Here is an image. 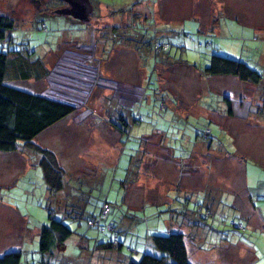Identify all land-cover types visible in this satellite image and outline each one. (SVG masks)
Instances as JSON below:
<instances>
[{"label": "rangeland", "instance_id": "374dc122", "mask_svg": "<svg viewBox=\"0 0 264 264\" xmlns=\"http://www.w3.org/2000/svg\"><path fill=\"white\" fill-rule=\"evenodd\" d=\"M38 1L35 3L31 0H0V14L15 21L13 30L8 33L5 40L4 50H7V47L14 51L31 49L34 51L32 57L43 59L49 69L48 76L40 81L19 80L11 84L21 90L31 93L40 92L50 98L76 106L70 116L81 119V122L72 120L70 123L75 125L73 122H80L76 126L83 127V137L91 128V120L104 116V108L100 104L103 97L110 98L114 96L113 94L119 97L129 92L127 87L133 85L146 89L143 102H137L136 107L137 117L142 119L139 125L145 126L151 122L148 117L146 118L148 112H158L157 109L161 108L162 114H165L168 110L166 117L162 115V118L159 117L160 130L166 132V142L175 156L182 150L180 145L184 143L188 146L187 136L190 134L193 137L191 126L194 124L191 117L201 116L211 119L223 129V132L220 129L221 134L216 125L207 126L214 135L219 134L220 141L217 143L220 150L216 147L215 150L207 151L203 142L198 139L199 143L195 144L193 153L180 162L172 159L170 151L159 144L161 137L159 133L144 136L148 140L145 147V153L148 155L144 156L143 161H140L141 155L137 152V148H134L135 151L122 156L116 169H111L107 163L101 162L96 176L88 175L92 173V158L96 154L89 145L95 144V141L74 142V147L65 156L66 169L72 177H76L77 173L82 175V177L77 176L76 181L82 182L81 179L86 176L88 185L76 187L74 184L73 187L66 188L64 197H66L67 213L64 214L61 208L60 213L55 212V216L64 220L70 229L74 228L78 232L70 239H78L81 232L89 238V246L85 248L88 249L86 251L72 244L65 251V255L69 257H65L62 264H128L132 260H138L146 252L155 253L148 236L166 235L167 232L163 230L171 224L175 227L172 232L184 233L188 243L191 238L194 240L192 244H187L189 261L192 264H264V226L262 225L264 224V159L257 158L259 152H264V0H190L193 4L199 1L201 4L199 9L202 4L212 7L209 12L200 9L197 13L209 19L215 13L218 15L217 24L215 25L216 22L213 21L211 32L206 33L204 28L202 36H199L198 32V19L191 17L189 13H177L179 10L176 8L184 10L186 8L184 4L189 0L171 2L161 0L164 5L167 2L164 14L162 8L160 9V0L156 4H153L155 0H90L93 8L87 22H81L69 15L58 14L57 11H60L61 7L62 9L69 7L64 0ZM194 11L195 9L193 15ZM171 13L174 15L173 19L169 17ZM181 13L184 15L182 16ZM232 13H236L238 18L231 17ZM128 21L134 24L145 21L146 24L143 26H146V29H157L155 36L161 33L159 31H165L160 39L168 43V52L155 53L152 45L140 49L143 47L142 42L146 40V38L142 40V37H146L142 35L144 33L138 34L134 29L119 28V32L115 35L107 26L108 24L120 26ZM41 22L46 25V30L40 28ZM254 23L255 26H252L251 24ZM125 35L130 38L126 52L121 51L119 49L121 46L118 45ZM204 36L210 43L209 48L198 47V41L204 39ZM108 53L112 54L110 59H101L103 54L108 55ZM214 53L241 60L260 73L262 80L258 85L221 81L218 79L220 77L214 78L208 75L202 76L203 83L211 88L208 91L210 93L208 98L213 105L217 102L214 95L219 94L218 91L226 95L247 96L253 99H251L250 114L245 119L242 118L244 120L224 118L223 114L212 113L199 107L197 105L199 100L195 97L187 98L188 93L185 91L186 98L183 97L186 100L179 101L178 106L175 107L176 114L181 116L174 118L176 114L172 116L174 113L172 108H164L171 107L169 104L174 97L170 92L160 97V86L166 84L167 80L172 81L174 68L177 71L183 67L173 65L174 68H171L163 63V58L174 63L177 58L186 59L191 64L199 65L198 68L201 69L208 64V59ZM106 66L110 67L109 75L103 73L106 72ZM123 82H129L130 86ZM182 82L195 83V79L185 77ZM136 90V96L133 94L125 104L128 105L139 97L140 91ZM174 92L175 97L179 98L176 95L179 94L178 91ZM201 92H203L202 88ZM94 103L96 106H93ZM216 104L215 107L224 110L223 104L219 105L218 102ZM109 105L112 110L109 115L115 118L119 126L124 120L128 121L123 117L124 120H120L119 116L125 115V112H120V106L112 103ZM187 113L191 117L184 122L180 117L186 116ZM170 116L172 118H169ZM253 123L257 125L254 134L246 133L243 140L236 141L235 137L239 131L244 130L246 126L254 125ZM105 125L100 123L101 127ZM130 125L133 123L128 122L129 127ZM195 127L199 129L201 126L198 123ZM105 131L111 136L108 130ZM186 132L189 134L186 135ZM173 134L179 137L176 141L170 140ZM117 137L116 135V139ZM58 138V129H54L49 134L37 136L35 143L56 150L60 149ZM121 141L123 143L127 139L124 137ZM130 142L139 145L138 138L129 139L128 143ZM238 144L243 148H238ZM17 151L0 152V257L5 253L21 251L20 264H55L56 259L50 258L51 254H41L38 251L39 236L35 232L36 228H40L48 221L46 198L51 194H46L45 186L40 179H37L39 170L35 168L28 170L33 161L32 154L19 150L17 156ZM242 151L245 153L242 166L245 172V187L256 207L255 216L252 219L248 218L250 219L248 222L240 219L241 217H238L234 210L226 209L240 199L236 185L233 187L235 177L229 174L230 171L225 167L228 166L230 170L232 162L235 161L232 159L227 161L226 157H237ZM60 155L59 153V157ZM114 157L109 149L106 154L107 160L111 162ZM140 162H142L139 170L140 183L138 180L134 184H129L135 179L134 172L137 171L136 166ZM235 168L236 176L242 173L237 164ZM242 180L243 177H240L237 183ZM175 184H179L184 189L194 188L197 194L198 191L205 193L210 191L215 201H218V197L222 198L220 208L217 211L216 208H211V215L199 227L193 228L191 224L181 223L182 217L174 216L170 211L178 210L181 203L156 204L165 199L164 192L175 188ZM235 196L236 200H234ZM169 197L175 200L174 195L169 194ZM125 198L130 199L133 205L125 202ZM103 201L109 203L111 220L122 218L123 223L127 224L123 230H119V242L122 245L120 249L93 248V235L96 232L86 226L85 218L90 214L98 213ZM145 201L155 205L143 206ZM184 202L182 205H185L188 216L199 220L196 210L198 205L204 206L202 201L194 199ZM72 209L74 212L69 214ZM232 222L242 223L244 227L238 225L237 228L244 232H239L231 226ZM100 235L107 236V232ZM128 244L131 250L127 249ZM198 247H201V250ZM64 249L63 246H59L52 254L63 258Z\"/></svg>", "mask_w": 264, "mask_h": 264}, {"label": "trees", "instance_id": "16d2710c", "mask_svg": "<svg viewBox=\"0 0 264 264\" xmlns=\"http://www.w3.org/2000/svg\"><path fill=\"white\" fill-rule=\"evenodd\" d=\"M89 3L91 8H93L90 0ZM14 26V20L6 15L0 14V152L7 153L21 150L29 151L36 155V167L37 170H39L38 173L40 180L43 182L44 186H46L47 190L50 191V194H56L63 191L65 188L66 172L60 166L54 152L41 145H37L35 143V139L47 128L71 115L76 109V106L74 107L71 103L50 98L40 92L31 93L21 90L11 84L15 81L18 82L19 80H34L35 82L40 81L49 74V69L44 64L43 59L33 58L32 55L34 51L31 49L14 51L9 50L7 47V50H4L7 35L11 30H13ZM40 28L44 30L47 29L46 25L42 22L40 24ZM119 28L121 27L112 26L110 27V30L116 35L119 32ZM129 28L134 29L138 34L144 33L142 34L146 36L142 37V40L146 38L145 42H142L144 47L152 45V49L155 53L167 51L168 43L163 42L160 39L162 36H155L157 31L156 28L152 30L149 28L146 29V26H143L140 22L138 24H134L133 22ZM198 32L199 36L204 35L201 30ZM1 43L4 44V46H2ZM198 47H210V43L207 42L206 37L198 41ZM175 63L189 64L188 60L181 58H177ZM207 63L208 64L203 66L201 69L198 68L199 65H191L193 67H197L199 72L211 77L229 76L236 78L241 83L251 85H258L262 80L258 71L253 70L245 62L233 57L214 53L210 56ZM220 98L225 108V114L229 117L246 118L251 112L252 100L248 97L223 94ZM135 110L136 109H132L130 111V121L133 125H139L138 123H140L142 119L138 118L139 116L137 117ZM157 110L158 112L154 111L156 115L155 117L151 116L150 112L147 113V115H150L147 117L150 119V124L153 125L155 129H161L159 117L162 118L161 113L163 109L160 108V110ZM119 117L122 121L125 119L123 115H120ZM122 117L124 119H122ZM112 118L115 119L114 117ZM124 121L120 124V126L116 121L115 123L117 126L123 127V130H125L126 121ZM204 123L205 124L200 125L201 127H199V129L194 127V125L198 126V123H194V125L191 126L193 129L192 139H200L203 144L210 149L215 150L216 147L219 149L220 146L217 143L220 141L219 134L215 133L214 135L213 131L207 129V126L212 124L210 121H205ZM219 132L222 134L220 129ZM187 133L189 134V132H186L185 134ZM174 137L175 141L179 138L176 134ZM130 144L134 145L132 147L135 149L137 148L138 150L139 145L133 144V142H130ZM214 144L217 146H214ZM182 145H184V143ZM182 145L179 147H182ZM46 204V209L48 210V221L40 226V230L38 232V251L41 254H52L58 250L59 246H64L65 241L69 240L78 232L74 230V228L73 230L70 229L64 220L55 216L56 209L53 208V204L51 202ZM104 204L109 206L107 201H103L98 209V213L90 214L87 218H85L86 226L89 229H93L97 234L96 236L100 235V233L107 232L106 239H98L97 237H95L96 239L94 238L93 248L95 250H99L101 248L120 249L122 245L119 242V228L109 217L111 209H109L105 217H102L101 215ZM71 211L72 212L69 214L74 212L73 209ZM65 212L67 213V209ZM196 213L199 218L196 222L198 224H202V222L211 215L212 210L210 207L198 205ZM90 220H97L98 222L97 224L89 225L88 222ZM238 225L244 227L242 223L235 222H232L231 226L235 227L239 232H244L237 228ZM163 231L167 232V234H150V236H148L150 244L156 251L155 253L146 252L142 254L138 260H132L128 264H192L189 261L185 235L181 232L169 231L168 229H164ZM80 234L82 237H85L83 233L80 232ZM128 248L130 249L129 244L127 245V249ZM21 255V251L5 253L0 257V264H20ZM55 264H57L56 261Z\"/></svg>", "mask_w": 264, "mask_h": 264}, {"label": "crops", "instance_id": "0c3cea01", "mask_svg": "<svg viewBox=\"0 0 264 264\" xmlns=\"http://www.w3.org/2000/svg\"><path fill=\"white\" fill-rule=\"evenodd\" d=\"M140 1H143V0H140ZM164 1L171 2L173 0H164ZM157 2H158V0H155V2L153 4H156ZM167 2H165V5H164V4L161 3V0L159 1V3H161L160 4V9L162 8L161 11H162L163 14L166 11L165 10V6H166ZM195 4H193L192 1L189 0L187 2V4H184V6H186V8L184 10H183V8H179V7L176 8V9L179 10L177 13L185 12V14H188V13L191 14V17L194 16L196 19H198V21H199V25H198L199 30H201L204 33L203 29L205 28L206 33L207 32H211V30H212L211 27L214 25L213 21L216 22L215 25L217 24L218 15L215 13L214 15L211 16V19H209V17H205V15L203 16V15L197 13V11L202 9V10H205V12L206 11L209 12V11H211L212 7H210V5L202 4L203 6L199 9V6L201 5L200 2L197 1V2H195ZM197 4H199V5H197ZM176 9H175V11H176ZM194 9H195V11H194V15H193V10ZM181 15L183 16L184 13L183 14L181 13ZM230 16L231 17L234 16L235 18H238L236 13H232ZM167 17H168V15H167ZM169 17L173 19L174 18L173 13H171L169 15ZM169 17H168V19H169ZM152 18H154V17H152ZM181 20H183V18H181ZM207 20H208V22H207ZM207 23H208V26H207ZM131 24H133V23H131L130 21H128L127 23L124 22V24L120 25V27L123 28L124 30L125 29H130L129 26H131ZM142 24H146L145 21ZM246 24L248 25L249 23H246ZM251 25L255 26V23L251 24ZM107 26L110 28L113 25H109L108 24ZM214 30H215V28L213 29V31ZM159 32H161L160 34H157V36H159V37H161L163 34L166 33L165 31H159ZM128 38L129 37L125 35V36H123V40L118 43V45L121 46V47L118 46L119 49H121V51H125V52L127 51L126 48H128V46H129V43H128L129 39ZM140 49H145V47L143 46ZM146 49H148V48H146ZM111 55L112 54L109 55V53H108V55H104L103 54L101 56V59L102 58L103 59H106V58L110 59ZM121 57H123V56H121ZM105 63H106V61H105ZM163 63H166L167 66L169 65L171 68H174L173 65H175L176 67L177 66L183 67V68H179V70H181V72L179 70L176 71L175 68H174L173 70L175 72L173 73V75H171V80L172 81L169 82V80H167L166 84L164 83L163 85L160 86V92H161L160 93V97L165 96L164 94L167 95V92L172 93V95L174 97V99H172V102L169 104V106H171V107H168V106L164 107V108H172V110L174 112L172 116H174L176 114V112H177V109L175 107L178 106L179 101L180 102H184L186 100V99L184 100V97L186 98V94L184 96V92L187 91V93H188L187 98H189V99L193 98V97L197 98L199 100V102L197 104V105H199V107L207 109L209 112H212V113H216L217 112V113L223 114L224 118L226 117V118L229 119V116H227L225 114V108H224V110H222L221 108L215 107L213 105L212 101L208 98L210 96V93L208 91L211 90V88L203 83L204 80L202 78V76L206 77V75H204L203 73L199 72L197 67H193L192 65H194V64H192V65H191V63H189L187 65L186 64H177V63H174L172 61H165L164 58H163ZM106 67H107L106 72H103V73H104V75H107L106 73H108V75H109L110 67H108V66H106ZM178 72H179L180 75L178 74ZM185 77H189L191 79H195V83H184V82H182V79L185 78ZM219 77L220 78H218V77H214V78H218L221 81H232V82L236 81V83H241L236 78H233V77H229V76H227V77L219 76ZM176 81H178V82H176ZM123 83L128 84V85L130 84L129 82H123ZM135 88L140 91L139 97L136 100L131 101L128 105L125 104V102L128 101V98L130 99V97L133 96V94H134V96H136L135 95V90H136ZM201 88H202L203 92H201ZM127 89H129V92H127L124 95H120L119 97L116 96L115 94H113L114 96H111L110 98H108V97L106 98V97H103V93L101 94L103 99L101 100L100 104L102 105V108H104V112H105L104 116L101 115V116H98L96 119L93 118L91 120V128L88 129L87 134L85 135V137H83V133H84L83 127L82 126H76V125H78L77 123L81 122V119L74 118L73 116L71 118L70 115L65 117V118H63L62 120H60L59 122L55 123L54 125L50 126L45 131H43L42 133H40L38 135V137H39L40 135H43L45 133L49 134L54 129H58V137H59L58 138V142L60 144V149L53 150V149H49L48 147H45V148L51 150L52 152H54V154L56 155V157H57V159L59 161L60 166L66 172V184H65V188L63 189V191H60L59 193H56V194H51L50 195L51 199H50L49 196H47V198H46L47 203L51 202L53 204L52 205L53 208L56 209L57 213H60L61 208H63L62 211L65 214V210L67 208V204H66V197H64V192H65L66 188H68L69 186L73 187L74 184H75L76 187H80L81 185H84V184L88 185V182H87V180L85 178L86 176H84L83 179H81L82 182L76 181L77 180V176L82 177V175L80 173L79 174L77 173L76 177H72L69 174L68 169H66L67 161L65 160V156L68 155L70 149L72 147H74V145H73L74 142H77V140L78 141L79 140H83V141L93 140V141H95V144H93V145H89L87 143L90 146V149L93 150V152L96 151L95 156L92 158L93 159L92 171H91L92 173H88V175H93V176H96V174H97V172L99 170V167L101 165V162L107 163L108 166H111V169H116L119 166V160L122 158V156L125 155L126 153H132L135 150L132 147L134 145H131V144L128 143L129 142L128 139H132V138H134V139L138 138L139 139V148H138L137 152L140 153V155H141L140 161H143L145 159L146 155H148V153H145V147L147 146L148 140H147V138H144V136H148V135L154 134V133H157V134L159 133L161 135V137L159 138V141H160L159 144L161 146H164L165 148H167V150H169L170 153H171L170 157L172 159L176 160L177 162L178 161L180 162V161H182L184 159H187L186 156L191 155L193 153L194 146L198 142V140L197 139H192V137L190 135L187 136V139H186L188 141V146L182 145L183 148H182L181 152L177 156H175L174 152H172L171 148L169 147L168 143L166 142V138H165L166 132H163L160 129H155V127L153 125H151L150 123L146 124L145 126H142V124H141V125H131L129 127L128 126V122L131 123V121H130L131 112L130 111L132 109H136L137 102H139V103L143 102V99L146 96V89L143 88L142 86H137V85H133L131 87H127ZM215 89L217 90V86H215ZM174 91H178L179 94H176V95H178L179 98L175 97V92ZM218 93L219 94H215L214 97L216 98L215 100L220 105V104H223V102H222V100L220 98L223 94L220 91H218ZM248 98L252 99L251 97H248ZM217 102H215V103H217ZM110 103H112L115 106H120L121 107L120 112L121 111L125 112L124 117L127 118V120H128L126 122V124L124 123L126 126H128V127L124 128L125 130H123V127L117 126L116 123H115L116 120L111 117L112 115H109V112L112 111L111 107L109 105ZM94 105L96 106L95 103L93 104V106ZM135 112H136V110H135ZM166 113H168V110L165 111V114ZM165 114L161 113L162 116L166 117ZM150 115L153 116V117L156 116L154 112H151ZM150 115L146 114V117L147 116L149 117ZM172 116H170L169 118H172ZM176 116L178 117V116H181V115L180 114H176L174 116V118ZM190 117L191 116L189 115V113H187L186 116L180 117V118L182 120L184 119V122H185L188 118L190 119ZM69 118H71V120ZM230 118L232 120H237V119L238 120H244L245 119V118L242 119V118H236V117H230ZM261 118H263V117H260V119ZM247 119H249V118H247ZM72 120L73 121H80V122H77V123L73 122L75 125H71L70 121L72 122ZM191 121H192L193 124L195 122H198L199 125L205 124L204 123L205 121H210L212 124L217 125L218 129H221L222 132H223V129L220 127V125L215 123L211 119H208V118L200 116L199 118H192L191 117ZM100 123H103L104 125L106 124L107 126L105 125V127H101ZM253 124L254 125L246 126L244 130L239 131L238 135L235 137L236 141H239L241 139L243 140L244 134H246V133H250L251 135L254 134L255 126H257V125H255V123H253ZM194 127H195V125H194ZM104 129L108 130L110 132L111 136L109 134H106L107 132ZM116 135L118 136L117 139H116ZM226 135H228V134L226 133ZM228 136H230V135H228ZM124 137L127 138V141L125 143H122L121 139H124ZM230 137H232V136H230ZM113 138H114V140H112ZM143 139H145L146 142L143 141ZM173 139H175L174 134L170 137L171 141ZM227 143H228V140H227ZM110 146H113V147H110ZM106 148H108V149L106 150ZM204 148L207 151L210 150V148L205 146V145H204ZM238 148H243V146H241V144H238ZM109 149H111V151L113 152V155L115 156L114 159L111 160V162H109L107 160V158H106V154L109 152ZM211 150H214V149H211ZM18 151L16 152L17 156L20 153ZM26 152H29V151H26ZM29 153H31V152H29ZM59 153L61 154L60 155L61 157H59ZM205 153H207V152H205ZM245 153L248 154L247 150H245ZM245 153H243V151H242V154L239 153V156L232 157V158L225 156L227 161L229 159H232V161H235L234 163L232 162L230 170H229L228 166L225 165V167H226L227 171H230L229 174H231L233 177H235L234 178L235 181H234L233 187L236 185L237 193H238V195H240V199L237 201L236 200L237 197L235 196L234 200H236V202H233L232 206L230 205L229 208H226V209L234 210L233 212L235 214H237L238 217H241L240 219H243V220L248 222L250 219H252L255 216L256 207H255V204H253V202L251 201V199L249 197V193H248V191H247V189L245 187V185H246L245 172L243 171V168H242L243 159L245 158L243 155H245ZM31 154L33 156V161H32L31 166H29L28 170L32 169V168L37 169V167H36L37 156L34 155L33 153H31ZM260 155H262V156H260ZM99 156H101V157H99ZM260 157L264 159V152L263 151L259 152V155L257 156V158H260ZM129 163L131 164V162H129ZM235 164H237L238 167L242 170V173L238 174L237 176H236V172H235V171H237V169L235 168ZM141 165H142V162H140L138 164V166H136V170L137 171L134 172L135 179L129 184H132V183L134 184L138 180H139V183H140V179H139L140 171L139 170L141 168ZM233 172H235V173L233 174ZM37 176H38L37 179H40L38 172H37ZM240 177L241 178L243 177V180L238 184L237 182H239V178ZM41 183L43 184L42 181H41ZM175 185H176L175 188L170 189L168 192L165 191L164 192L166 194L165 199L162 202H159V203H156V204H160V203L164 204L166 202H168L169 204H172V203H178L179 204V203H181V207L179 205L178 210H170V211H172L174 216L182 217L183 220H182L181 223H184V224L188 223L189 225L191 224V226H193V228H195L197 226L199 227L201 225V224H198L196 222V220H194L192 218V216H188V212H186V210H185V205H182L183 201L189 202V201H192V200L196 199L197 201L201 200L202 204L205 207H210L212 209L216 208L215 211H217L220 208L221 199L222 198L220 199L218 197V201H215L216 199L214 198V196L213 197L211 196L212 193L210 191H208L206 193L198 191V194H197L194 191L195 190L194 188H192V189H189V188L188 189H184L179 184H175ZM139 186L142 189V184H140ZM45 191H46V194H50V191L47 190L46 186H45ZM172 192H174L175 194L172 193ZM169 194L172 195V196L174 195L175 196V200H172L169 197ZM208 195H209V197H208ZM57 197H58V199H57ZM124 201L132 204L130 199L128 200V199L125 198ZM214 202L216 203V205L213 206ZM148 204L149 205H155V203H146V201H145V203H143V206L144 205H148ZM134 206H136V205H134ZM132 208H134V207H132ZM179 208L181 210H179ZM154 214H156V212H154ZM248 218H250V219L248 220ZM121 219L122 218H117V220L113 219V221L116 223V225L119 228V230H123V228L127 225V224L123 223V220H121ZM262 225L264 226V224H262ZM174 228L175 227L172 226V224L167 227V229L169 231H172V229H174ZM39 230H40L39 227H38V229L37 228L35 229V232H37L36 233L37 235H38ZM96 235L97 234H94L93 237L94 238L97 237L98 239H103V238L106 239V236L101 237V235H98V236H96ZM74 239L73 240L69 239V240L65 241V244L63 246L65 249H64V252L62 254L63 258H61V256L60 257L57 256V254H51L50 258L56 259V263L57 264H58V261H60V264H62V260L65 259V257H69V256L65 255V251L69 247H71L72 244H74L78 248L79 247L82 248L83 250L85 248H88L89 239L86 236L85 237L79 236L78 239H75V240ZM185 240H186V235H185ZM193 241L194 240L192 238L189 240V243L186 240L185 243H186L187 251H188L187 244H192L191 242H193ZM198 248H199V250H201V247H198ZM85 250L87 251L88 249H85ZM72 251H74V250H72Z\"/></svg>", "mask_w": 264, "mask_h": 264}, {"label": "water", "instance_id": "95a60500", "mask_svg": "<svg viewBox=\"0 0 264 264\" xmlns=\"http://www.w3.org/2000/svg\"><path fill=\"white\" fill-rule=\"evenodd\" d=\"M68 4V8L57 11L60 15H69L81 22H87L91 15V5L89 0H64Z\"/></svg>", "mask_w": 264, "mask_h": 264}, {"label": "built area", "instance_id": "2783aa9c", "mask_svg": "<svg viewBox=\"0 0 264 264\" xmlns=\"http://www.w3.org/2000/svg\"><path fill=\"white\" fill-rule=\"evenodd\" d=\"M108 210H109V206L108 205H106V204H104L103 205V208H102V211H101V215H102V217H105L106 216V214L108 213ZM97 220H90L89 222H88V224L89 225H93V224H97Z\"/></svg>", "mask_w": 264, "mask_h": 264}, {"label": "flooded vegetation", "instance_id": "af4514ba", "mask_svg": "<svg viewBox=\"0 0 264 264\" xmlns=\"http://www.w3.org/2000/svg\"><path fill=\"white\" fill-rule=\"evenodd\" d=\"M32 2H35V3H38L39 1L38 0H31ZM67 4V3H66ZM60 8V7H59ZM57 10H59V9H57ZM61 10H64V9H62V7H61ZM53 11H55V10H53Z\"/></svg>", "mask_w": 264, "mask_h": 264}]
</instances>
